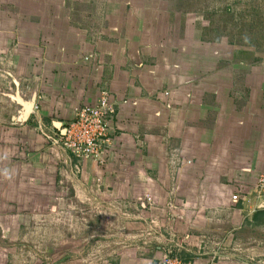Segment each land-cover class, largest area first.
Listing matches in <instances>:
<instances>
[{
  "label": "crops",
  "instance_id": "1",
  "mask_svg": "<svg viewBox=\"0 0 264 264\" xmlns=\"http://www.w3.org/2000/svg\"><path fill=\"white\" fill-rule=\"evenodd\" d=\"M184 15L0 0V264H264V54ZM103 92L106 161H79L55 140Z\"/></svg>",
  "mask_w": 264,
  "mask_h": 264
},
{
  "label": "rangeland",
  "instance_id": "2",
  "mask_svg": "<svg viewBox=\"0 0 264 264\" xmlns=\"http://www.w3.org/2000/svg\"><path fill=\"white\" fill-rule=\"evenodd\" d=\"M184 12L190 30L199 28L210 39L221 36L264 54V0H173ZM196 26V25H195ZM206 37V36H205Z\"/></svg>",
  "mask_w": 264,
  "mask_h": 264
},
{
  "label": "built area",
  "instance_id": "3",
  "mask_svg": "<svg viewBox=\"0 0 264 264\" xmlns=\"http://www.w3.org/2000/svg\"><path fill=\"white\" fill-rule=\"evenodd\" d=\"M116 106L110 101L109 93L103 92L93 105L79 107L75 111L74 120L64 127V133L56 138V143L63 151L70 152L76 159L83 161L93 159L100 164L106 161V146L109 142V119L115 115ZM256 191L264 196V174L260 175ZM242 196L235 194L232 202H239ZM147 201L152 198L147 196ZM162 264H191L172 254L163 257Z\"/></svg>",
  "mask_w": 264,
  "mask_h": 264
},
{
  "label": "trees",
  "instance_id": "4",
  "mask_svg": "<svg viewBox=\"0 0 264 264\" xmlns=\"http://www.w3.org/2000/svg\"><path fill=\"white\" fill-rule=\"evenodd\" d=\"M206 37H208L207 35H205ZM210 39V38H209ZM224 38L221 36L218 37H214L213 39H210L211 41H220V40H223ZM229 41V40H227ZM231 44H235V45H245V46H251L252 45V42H249L248 45L246 43H235V42H232V41H229Z\"/></svg>",
  "mask_w": 264,
  "mask_h": 264
},
{
  "label": "water",
  "instance_id": "5",
  "mask_svg": "<svg viewBox=\"0 0 264 264\" xmlns=\"http://www.w3.org/2000/svg\"><path fill=\"white\" fill-rule=\"evenodd\" d=\"M64 131H65V130H64V128H63V130H61V133H64ZM263 203H264V202H262V204H263Z\"/></svg>",
  "mask_w": 264,
  "mask_h": 264
}]
</instances>
